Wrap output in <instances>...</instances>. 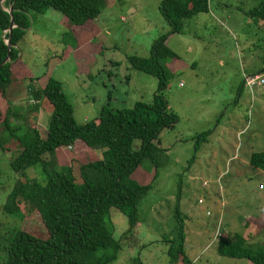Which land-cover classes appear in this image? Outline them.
I'll return each mask as SVG.
<instances>
[{
  "label": "rangeland",
  "instance_id": "rangeland-1",
  "mask_svg": "<svg viewBox=\"0 0 264 264\" xmlns=\"http://www.w3.org/2000/svg\"><path fill=\"white\" fill-rule=\"evenodd\" d=\"M106 2L91 22L92 31L70 35L59 11H31L19 45L25 69L17 71L27 74L24 85L42 87L49 75L59 80L78 123L97 117L107 103L113 109L131 107L136 101L150 103L157 89V78L133 68L128 57H148L154 40L169 32L158 10L161 0ZM259 2L209 0L207 13L186 19L181 33L167 36L166 45L177 57L166 61L169 79L162 94L177 122L159 134L165 164L139 205L141 220L135 229L127 232L126 217L110 209L113 236L122 244L111 264H170L178 194L186 216L184 246L195 264H252L218 255L213 239L217 229L264 243V186L258 187L264 172L249 169L250 154L264 149V85L252 92L242 85L246 75L264 71V21L246 14ZM44 113L37 122L46 129L49 113ZM204 131L210 133L195 150L196 136ZM139 145L134 140L132 148ZM90 153L88 159L101 157L99 150ZM11 155L0 150V232L22 222L41 227L39 216H29L30 204L22 199L21 213L2 210L19 177L10 167ZM152 173L153 167L146 164L133 177L144 184ZM25 174L43 183L39 165ZM22 214L29 217L23 219ZM245 217L249 222L242 221ZM37 225H30L29 231L42 234Z\"/></svg>",
  "mask_w": 264,
  "mask_h": 264
},
{
  "label": "trees",
  "instance_id": "trees-1",
  "mask_svg": "<svg viewBox=\"0 0 264 264\" xmlns=\"http://www.w3.org/2000/svg\"><path fill=\"white\" fill-rule=\"evenodd\" d=\"M4 2L7 9L12 4L15 27L9 38V61L0 68V150L11 151L10 167L19 177L2 210L8 214L21 213L22 199L30 204L29 216L38 215L42 226L37 222H22L0 232V264H111L122 244L121 239L113 236L110 209H117L126 217L127 232L135 229L141 220L139 205L153 187L158 169L165 164L166 152L160 146L159 134L177 122L162 94L169 79L166 61L177 57L166 45L167 36L181 33L186 19L207 13L209 0H161L158 10L170 26L169 32L154 40L148 57H128L133 68L157 78L152 101H136L131 107L119 109L107 103L97 117L82 123L74 119L73 108L59 80L49 75L42 87L24 85L27 74L17 73L19 67L25 69L19 57V45L30 25L31 11L42 14L53 8L63 15L69 35L77 30L84 33L92 31L94 22H91L106 7V0ZM7 9L0 0V63L7 55L11 20ZM246 14L255 21H264V0ZM242 85L251 91L244 85V79ZM40 110L49 113L46 129L37 122ZM209 133L204 131L196 136L195 150ZM134 140L140 141L138 149L132 148ZM92 150L101 151V157L88 159L93 156ZM146 164L153 167V173L148 182L140 184L133 174ZM36 165L44 175L43 183L25 174L26 169ZM249 165L251 171L264 172V149L250 154ZM178 201L179 194L169 261L195 264L185 250L186 216ZM22 215L23 219L29 217ZM248 220L245 217L242 221ZM34 224L42 234L29 231V226ZM216 252L220 256L264 264V243L250 242L240 233H222L217 239ZM138 262L136 259L135 263Z\"/></svg>",
  "mask_w": 264,
  "mask_h": 264
},
{
  "label": "built area",
  "instance_id": "built-area-1",
  "mask_svg": "<svg viewBox=\"0 0 264 264\" xmlns=\"http://www.w3.org/2000/svg\"><path fill=\"white\" fill-rule=\"evenodd\" d=\"M244 85H246L251 90V92L253 90H255L258 86L264 85V73H259V74H254V75H246L244 78ZM259 186L262 188L264 186V182L259 184L258 187ZM219 224H220V220L218 221L216 227H218ZM221 234L222 233H220L217 229L216 232L214 233L213 238H217Z\"/></svg>",
  "mask_w": 264,
  "mask_h": 264
},
{
  "label": "water",
  "instance_id": "water-1",
  "mask_svg": "<svg viewBox=\"0 0 264 264\" xmlns=\"http://www.w3.org/2000/svg\"><path fill=\"white\" fill-rule=\"evenodd\" d=\"M12 5V4H11ZM10 5V7L7 9L8 10V12H9V14H10V16H11V20H10V25H9V27H8V32H9V37H8V39H7V55L5 56V58L1 61V63H0V68H1V66L5 63V62H7V61H9V51H10V47H11V43H10V33H11V31H12V29L15 27V25H14V21H13V18H12V12H13V9H12V6Z\"/></svg>",
  "mask_w": 264,
  "mask_h": 264
},
{
  "label": "crops",
  "instance_id": "crops-1",
  "mask_svg": "<svg viewBox=\"0 0 264 264\" xmlns=\"http://www.w3.org/2000/svg\"><path fill=\"white\" fill-rule=\"evenodd\" d=\"M20 56H21V54H20ZM17 73H19V72H17ZM19 74H21V73H19ZM42 113H44V111H43V110H40V111L38 112V116H39L40 114L42 115ZM47 115H48V113H47ZM45 116H46V113L43 114V118H44V119H45ZM42 122H43V121H42ZM220 177H221V176H219V179H220ZM219 179H218V180H219Z\"/></svg>",
  "mask_w": 264,
  "mask_h": 264
},
{
  "label": "clouds",
  "instance_id": "clouds-1",
  "mask_svg": "<svg viewBox=\"0 0 264 264\" xmlns=\"http://www.w3.org/2000/svg\"><path fill=\"white\" fill-rule=\"evenodd\" d=\"M1 1H2V0H1ZM213 239L217 240V239H218V237H217V238H213ZM210 242H212V241H210ZM210 242H209V245H211V244H210Z\"/></svg>",
  "mask_w": 264,
  "mask_h": 264
}]
</instances>
